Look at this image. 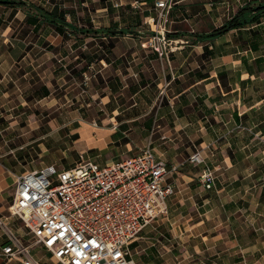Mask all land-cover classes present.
<instances>
[{
    "label": "crops",
    "instance_id": "1",
    "mask_svg": "<svg viewBox=\"0 0 264 264\" xmlns=\"http://www.w3.org/2000/svg\"><path fill=\"white\" fill-rule=\"evenodd\" d=\"M24 1L28 6L34 4L53 14H59L62 9H83L88 3V0ZM89 1L95 2L96 0ZM209 1L175 0L171 9L170 23L174 22L175 16H182V20L179 21L191 23L190 10L195 6L194 3L201 4L199 5L200 9L193 10L198 14L201 13V6H205L206 14L202 16V19H208L209 13L213 11L215 14L216 12V10L209 12V4L211 3ZM222 1L228 3L229 0ZM230 1H232L231 4L239 1L238 10L246 1L253 0ZM255 1L261 2V0ZM154 2L155 0H103L96 8L108 12L117 7L132 5L142 9L154 10V13H156ZM20 8L22 7L0 4V118L5 116L6 119H9L7 126L0 125V220L5 224L0 225V264H21L18 258L5 257L1 253V247L8 241L4 227L14 235L21 229L17 226L19 219L10 216L8 210L14 194L16 179L23 172L33 170L28 162L23 163V156L19 155L20 152L18 151L19 146L14 148H10V146H13L12 144L15 141L17 142L19 137L29 136L31 133L45 137L56 133L57 130V127L51 124V121L55 118L44 120L45 124L32 121L20 127L18 124L19 115L13 116L16 105L25 106L30 104L31 99L22 95L21 88L28 89L38 83L39 86L47 87L51 94L56 91V82L60 79V76H57L56 68L51 64L42 67L38 64L24 69L16 66L17 61L26 57L32 62L31 52L34 53L33 47H29L22 52L24 55L21 56L20 52L18 53L16 42L13 41L16 38L14 33L15 24H19V22H23L22 26L30 24L27 22V15L32 12L28 9L30 7L24 6V13L19 10ZM236 11H233V9L228 10L224 20L226 21V19L232 17ZM194 15L195 13L192 17ZM223 15L224 13L222 15L218 14L215 19H220ZM151 17L153 16L150 15L146 18ZM262 19L261 23H254L251 27L246 28L251 29L253 36L255 35L254 42L257 43L258 48L254 51L250 50L248 40H243V34L238 37L236 30H229L222 36L211 40L213 43H219L216 44V47L223 52H221L220 59L210 62L214 64H209L207 72L200 73V69L205 70V66H200L201 63L198 61L192 62L194 82L188 80L183 86V91L193 86L199 90V85L204 84V88H207V91L204 92V95L207 96L204 99V104L208 112L204 114L196 110L199 143L197 149L193 152H190V148L187 146L182 153L168 149L163 155L162 152L154 148L157 155L166 160L168 164L177 166V169L166 178V182H170L175 186V192L168 199L169 212L167 216L159 217L154 221L155 224L151 223L147 226L131 244V252L137 264H171L166 259L161 263H155L156 257L152 251L145 253V256L141 254V251H144L148 246L141 247L140 250L137 249L140 246V239L147 238L149 232H157L163 236L162 232L157 230L161 220L168 221L170 226L165 224L167 226L166 230L174 233V235L177 233L183 234L185 230L190 233L187 235V239L182 240L183 243L186 240L189 241V244L184 247L183 257L179 259V255L174 256L178 260L173 264H264V18ZM32 26L34 27V25ZM179 31L177 28H173V32L178 33ZM209 31H211L209 23L197 32L191 30L193 34L198 33L199 35L207 34ZM230 33L232 37L228 39L227 34ZM28 34L26 33V35ZM188 35L180 33L176 37L187 38ZM192 36L194 37V35ZM47 41L49 45H53L51 49L55 50L57 46L55 42L58 41L57 35H48ZM200 42L202 41L198 40L194 45ZM207 42L209 41L202 43L206 44ZM38 50L42 51L43 49L39 48ZM44 50L46 54L48 51L45 48ZM141 52L150 53L146 50ZM179 52L185 53L187 57L190 53L189 51ZM123 54L120 53L119 57ZM139 63L140 66L139 64L135 65L136 71L130 74L135 79L136 75L139 78L142 76L144 79L150 78V82L146 85L155 84L158 87H162L163 83L169 84L171 82V80L166 81L167 79L163 75L165 72L163 61L159 62L155 59L153 61H139ZM187 63L191 64L188 61ZM183 64L184 62L181 63V65ZM38 67L40 68L37 70ZM189 73L190 69L186 66L185 70L183 68L181 72H177V77H184L185 75L188 77ZM208 80L210 82H207ZM7 88H12L14 92H18L15 96L10 97L9 94L12 91L9 93ZM140 88H145V85ZM106 96L107 94L103 95L102 98L104 99ZM47 98L51 102L56 99V96L41 97L36 102H44ZM109 101L108 95L107 103ZM5 105L11 107L4 109L3 106ZM132 105H135V103L130 106ZM6 111H12V113H6ZM23 113L24 111H21L20 115ZM137 118L134 116L123 119L118 107L109 109L107 117L102 119L101 127L90 123L91 126L97 127L96 129L99 130L102 136L100 146L103 154L107 156L106 159L101 162L97 161L94 156L84 151H80L79 155L83 154L86 158L100 163L114 161L110 157L112 153L118 155L119 146L111 147V152L109 147L111 144L120 143L121 138L132 133L134 128L132 129L130 126L121 127L122 123H129ZM75 119L77 120L76 117ZM28 121H31V119H28ZM46 125L47 127L52 126V128L44 133L42 131L47 129ZM185 126L186 123L177 121L171 131L169 130L166 134L168 140H171L170 136L173 138L178 137ZM174 147H178V145L176 144ZM196 151H199L201 157L204 158L205 164L211 169L213 168L215 174L213 189L203 188L199 181L193 178L196 177L195 175H199L200 172L193 174L184 170L186 159ZM184 153L189 154L183 160ZM78 159L68 166H59L55 163L49 164L64 169L73 166ZM43 164L42 166L49 165L45 162ZM203 167L204 165L200 164V171ZM181 218L186 219L185 221L189 220V222H180L179 219ZM203 243L206 247V256L199 254L205 250L202 249ZM151 245L155 244L152 242ZM155 249L160 253L159 248ZM164 249L168 251V245L162 244L160 246V250ZM41 256L46 260L44 263L51 259L50 256Z\"/></svg>",
    "mask_w": 264,
    "mask_h": 264
},
{
    "label": "rangeland",
    "instance_id": "2",
    "mask_svg": "<svg viewBox=\"0 0 264 264\" xmlns=\"http://www.w3.org/2000/svg\"><path fill=\"white\" fill-rule=\"evenodd\" d=\"M102 1L90 2L88 0L87 6L83 9L61 10L62 15H64L63 12L67 14L64 16L66 22L77 27L75 30L70 26L59 30L57 26L46 23L40 24L36 28L30 24L22 26L23 22L14 26L16 38L13 41L16 42L18 53L20 52L21 56L24 55L22 52L29 47H33L34 50V53L31 52L32 62L26 57L17 61L16 66L24 69L38 64L41 67L51 64L56 68L57 76H60L56 82V91L51 94L47 87L39 86L38 83L28 89L21 88L22 95L31 99L30 104L16 105L14 109L13 116L19 115L18 124L20 127L32 121L45 124L44 120L55 118L51 124L57 127L56 133H48L49 135L45 137L31 133L29 136L17 138L18 141L10 146V148L19 146L18 151L20 152L19 155L23 156V163L28 162L31 169L40 168L44 162L45 164L55 163L59 166L71 165L78 159L80 151L88 152L100 162L106 159L107 156L103 154L100 146L102 136L96 128L102 126L103 117H107L109 109L114 107H118L123 119L138 117L129 123H122L121 127L130 126L134 129L130 135L121 138L120 143L111 144L109 147L111 152V147L119 146L118 155L111 154L110 158L114 161L133 157L148 144L162 152L163 155L168 149L182 153L187 146H189L190 152L198 147L196 110L204 114L208 112L204 104V99L207 97L204 92L207 91V88H204V84H200L199 90L193 86L183 91V86L188 80L194 82L193 61L201 63L200 66H205V70L200 69V73L204 74L208 71L209 64H214L210 62L220 59L223 51L216 47V44L219 43H213V41L206 44L200 42L194 45L196 41L191 30L197 32L208 23L211 30L217 28L225 21L228 10H237L239 1L231 4L232 1L230 0H225L228 3L222 0H210L209 3L213 4H209V12L211 10H216V12L215 14L213 11L209 13L208 19H202V16L206 14L205 6H201V13L198 14L193 10L200 9L199 5L201 4L194 3L195 6L190 10L191 23L179 21L182 20V16H175L174 22L170 23L172 16L170 12L169 22L166 24L165 40L154 44L160 49L161 55L149 45V39L155 34V24L150 18H146L150 15L156 17L157 10L154 13V10L128 5L105 12L96 8ZM19 10L24 13L23 8ZM193 13L195 15L192 17ZM223 13L224 15L220 19H215L218 14L222 15ZM104 28L124 29L125 32L116 35H104L100 31ZM173 28L180 31L175 33ZM83 29L89 30V32H83ZM127 30L132 31L127 32ZM26 33L29 34L26 35ZM180 33L189 35L187 38H177L176 35ZM238 33L236 32L238 37L243 34L245 41L248 36L253 35L251 29L242 30ZM50 34L57 35L58 41L55 42L57 44L55 50L51 49L53 45H49L47 41V36ZM230 37L232 34H227V38ZM52 42L54 43V41ZM39 48L43 50L39 51ZM44 48L48 51L46 54ZM142 50L150 53H142ZM179 51H189L190 53L187 57L185 53ZM120 53L124 54L119 57ZM155 59L159 62L163 61L165 71L163 75L166 77V81L171 80L169 84L163 83L162 87L155 86V84L146 85L150 82V78L144 79L143 76L139 78L136 75L135 79L133 75H130L136 71V64L140 66L139 61L145 62ZM187 61L191 64H188ZM182 62H184L183 65H181ZM169 63L171 64L170 67ZM186 66L190 69L189 78L187 75L178 78L177 72H181L183 68L185 70ZM144 85L145 88H140ZM7 90L9 93L12 91L9 94L10 97L15 96L18 92H14L12 88H7ZM105 94L107 96L103 99L102 96ZM52 95L56 96V99L51 101L52 103L49 98L44 102H36L41 97H52ZM108 95L109 103H107ZM133 103L135 105L130 106ZM9 107L11 106H3L4 109ZM21 111L24 113L20 115ZM6 113H12V111H6ZM6 118L5 116L0 118V125H8L9 119ZM177 121L186 123V126L183 127L178 137L170 136L171 140L169 141L166 134L169 130L171 131ZM90 123H95L97 127L91 126ZM52 126L47 127L46 125L47 129L42 132H48ZM95 141L98 142L95 143ZM125 143L127 144L125 145ZM176 144L178 147H174ZM188 154L184 153L182 159H185ZM188 158L184 170L193 174L200 172V164L194 165L188 161ZM195 176L193 178L198 180L199 175ZM185 220L184 218L179 219L180 222H189V220ZM152 223L155 224V222ZM165 224L169 225L168 221L161 220L157 227L163 236L157 232H149L147 238L140 239V246L137 249L140 250L141 247L148 246L144 251H141V254L145 256V253L152 251L156 257L155 263H161L166 259L167 262L173 264L178 260L174 256L179 255V259L183 257L184 247L189 244V241L186 240L183 243L182 240L187 239V235L190 233L185 230L183 234L174 235V233L166 230ZM17 226L21 229L15 235L25 244L31 243L32 239L30 235L26 234V229L20 220L17 221ZM152 242L155 245H151ZM162 244L168 245V251L160 250ZM202 246V249L205 250L200 253L198 251V253L206 256L204 243ZM155 248H159L160 253ZM32 253L42 262L46 260L41 255L49 257L48 252L39 246H34ZM136 260L138 262L137 257ZM46 264H54V260L49 259Z\"/></svg>",
    "mask_w": 264,
    "mask_h": 264
},
{
    "label": "built area",
    "instance_id": "3",
    "mask_svg": "<svg viewBox=\"0 0 264 264\" xmlns=\"http://www.w3.org/2000/svg\"><path fill=\"white\" fill-rule=\"evenodd\" d=\"M175 0H155L154 36L149 45L161 55L166 24ZM95 125V123H94ZM203 164L200 185L213 189L215 174L199 151L188 158ZM177 166L168 164L149 144L121 161L100 163L79 155L71 167L54 164L25 171L16 179L9 215L22 222L31 236L25 244L6 227L8 241L1 253L21 264H46L32 253L44 248L54 264H137L131 244L159 217L169 212L175 186L166 182ZM0 225H5L0 220Z\"/></svg>",
    "mask_w": 264,
    "mask_h": 264
},
{
    "label": "trees",
    "instance_id": "4",
    "mask_svg": "<svg viewBox=\"0 0 264 264\" xmlns=\"http://www.w3.org/2000/svg\"><path fill=\"white\" fill-rule=\"evenodd\" d=\"M0 4L8 6H17L22 8L24 6L30 7L28 9H30L32 12L27 15V22L34 25L35 28L42 23L53 24L57 26L59 30H62L63 27L68 26H70L74 30L77 28L71 23L66 22L64 18L65 12H63L64 15H62V12H60L59 14H53L52 12L43 8H39L34 4H29L28 6V4H26L24 0H0ZM262 18H264V0L262 2L255 0L246 1V3L239 7L235 14L229 19H226V21L223 22L221 26L212 29L211 31H209V33L204 35L194 33L193 35L196 37L194 40H199L202 42L211 41L213 40V38L222 36L225 32L229 30H236L237 32H239L243 29L245 31H248L250 29H246L247 27H251V25H253L254 23H261L263 20ZM83 30V32H89V30ZM100 31H102L104 35H116L118 33L125 32L124 29L116 30L113 28H104ZM131 31L132 30H127V32ZM254 37L255 35L247 37L249 48L253 51L254 49L258 48L257 43L254 42Z\"/></svg>",
    "mask_w": 264,
    "mask_h": 264
}]
</instances>
